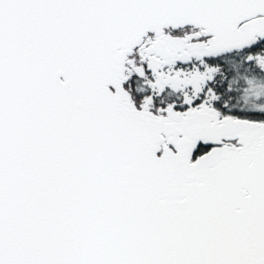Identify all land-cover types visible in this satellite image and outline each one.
I'll use <instances>...</instances> for the list:
<instances>
[{
    "label": "snow or ice",
    "instance_id": "snow-or-ice-1",
    "mask_svg": "<svg viewBox=\"0 0 264 264\" xmlns=\"http://www.w3.org/2000/svg\"><path fill=\"white\" fill-rule=\"evenodd\" d=\"M0 264H264V0H0Z\"/></svg>",
    "mask_w": 264,
    "mask_h": 264
},
{
    "label": "rangeland",
    "instance_id": "rangeland-1",
    "mask_svg": "<svg viewBox=\"0 0 264 264\" xmlns=\"http://www.w3.org/2000/svg\"><path fill=\"white\" fill-rule=\"evenodd\" d=\"M248 102L251 103V100H249Z\"/></svg>",
    "mask_w": 264,
    "mask_h": 264
}]
</instances>
